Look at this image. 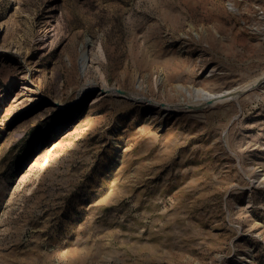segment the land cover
I'll use <instances>...</instances> for the list:
<instances>
[{
    "label": "rangeland",
    "instance_id": "rangeland-1",
    "mask_svg": "<svg viewBox=\"0 0 264 264\" xmlns=\"http://www.w3.org/2000/svg\"><path fill=\"white\" fill-rule=\"evenodd\" d=\"M0 264H264V0H0Z\"/></svg>",
    "mask_w": 264,
    "mask_h": 264
},
{
    "label": "bare ground",
    "instance_id": "bare-ground-1",
    "mask_svg": "<svg viewBox=\"0 0 264 264\" xmlns=\"http://www.w3.org/2000/svg\"><path fill=\"white\" fill-rule=\"evenodd\" d=\"M86 59V58H85ZM103 89V88H102ZM105 90H107V89H104L103 91H102V93L101 94H103V93H110V92H112V91H110L109 89H108V91H105ZM125 94V93H124ZM125 96H126V94H125ZM129 98H130V96L129 95H127ZM98 99V98H97ZM97 99H95V100H93L92 101V105L94 104V103H96V101H97ZM78 112L77 111H75V112H72V114L69 116V117H76L78 114H77Z\"/></svg>",
    "mask_w": 264,
    "mask_h": 264
},
{
    "label": "water",
    "instance_id": "water-1",
    "mask_svg": "<svg viewBox=\"0 0 264 264\" xmlns=\"http://www.w3.org/2000/svg\"><path fill=\"white\" fill-rule=\"evenodd\" d=\"M115 94L120 95V96H124L123 91H120V90H116Z\"/></svg>",
    "mask_w": 264,
    "mask_h": 264
}]
</instances>
